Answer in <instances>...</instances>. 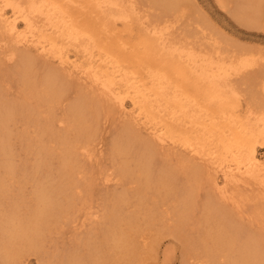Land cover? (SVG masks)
Masks as SVG:
<instances>
[{"label": "bare ground", "instance_id": "6f19581e", "mask_svg": "<svg viewBox=\"0 0 264 264\" xmlns=\"http://www.w3.org/2000/svg\"><path fill=\"white\" fill-rule=\"evenodd\" d=\"M238 1L242 20L248 22V26L264 31V0ZM137 2L0 0V48L2 54L4 51L10 56L5 55L8 57H5L6 61L14 63L19 60L22 63H18L22 69L20 78H29L28 74L33 72L30 77L36 74L35 79L38 74L32 67L35 59L25 52L29 50L37 52L43 62L51 63L49 66L52 68L54 65L58 68L52 70L46 66L47 72H42L46 74L42 83L40 80L44 75H40V79L38 77L40 88L45 86L44 89L39 88L43 93L40 95L50 107L55 108L64 100L73 79V76L70 77L72 74L77 81H81L80 89L74 94L75 102L65 108V119L62 117L60 120L62 123H57L61 124L59 126L63 130H71L72 138L67 139L68 131L63 136L56 133L55 141L49 138L54 141L51 148L46 141H39L34 145L36 155L33 162L36 158L30 167L25 166L24 162L15 164L10 148L14 143L10 141L8 130L2 126L6 124L3 120L9 119V112H4L9 108H3L4 105L0 104V168L6 174L0 175V264H27L28 258L25 256L38 253L52 233V226L68 219L67 212L73 205L70 196L75 191L73 188L77 187L73 174H82L79 173L81 169L76 167L75 158L80 157L76 155L88 154L86 148L92 145L86 147V141L92 143L95 139L92 135L96 134L94 131L99 116L108 117L114 112L118 115L115 120L119 119L123 134L117 133L120 137L112 140V158H118L113 174L115 172L114 176L117 175L119 180L131 176L127 181L135 184L130 188L131 195H137V202L148 197L150 207L141 214L140 210L128 213L130 216L125 215V219L133 217V220L121 219L119 225L113 221L122 217L115 212L118 204L114 207L109 203L105 217L112 220L103 234L102 242L86 240L83 251H70L54 264H144L146 254L155 253L166 234L180 239L188 248L195 246L201 249L208 257L213 254L212 248L221 253V258L222 253L230 254L233 260L229 264H264V158L258 153L264 149V63L254 68L260 64L259 60L256 63L251 57L254 54L250 56V53L239 50L231 54L224 52L227 51L224 49L221 51L218 43L216 45L217 39L206 44L211 46L209 49L204 42L199 43L196 39L205 33L204 30L201 33L200 28L199 31L194 28L197 34L201 33L199 35L187 28L195 40L188 39V30V34L184 30L181 36H172L174 32L170 34V31L173 27L164 21V17L157 15L151 20L150 14H141L142 7L137 6ZM149 4H159L157 7L166 12H171L177 6L176 0H152ZM253 57L256 58L255 55ZM263 58L261 55L259 59ZM34 79L28 80L33 84ZM43 81L46 85L42 86ZM235 85L245 87L239 92ZM28 88L33 89L31 93L37 91L38 94L33 92L35 96L39 95L40 91L33 86ZM27 93L30 91L27 90ZM18 101L22 103L23 100ZM43 102L39 103L49 107ZM29 107L30 112L32 107ZM38 111L36 114L39 115ZM45 111L48 112L47 109ZM49 116L47 118L52 119L45 121H55L52 125L56 124L54 117ZM44 118L45 115L43 121ZM35 120L32 122L35 123ZM65 120L66 123H63ZM38 121L41 126V121ZM44 122L40 131L48 133V127L43 128V125L50 124ZM177 154L179 157L174 158ZM173 158L176 159L175 163ZM158 160L159 165L156 164ZM19 168L30 169L33 177L40 173L35 179L33 192L30 195L25 192L27 197L23 194L25 200H22L25 198L23 196L12 194L14 184H1L5 177L13 179V183L17 181L15 190L20 194L19 190L25 186L14 176ZM87 172L91 174V171ZM181 173H190L191 178L178 191L175 184ZM104 174L106 178L103 179L101 175V180L108 182L112 179L110 174ZM203 176L208 192L213 195V199L208 196L206 201L213 203L214 209L206 215L207 220L204 218L200 224V227L205 225L200 230L201 234L192 239L191 235L184 233L187 222L182 217L185 206L190 202L187 198L197 191ZM118 178L116 181H119ZM119 184L121 186V180L109 186L104 183V188L115 189ZM21 185L24 187L21 188ZM146 189L148 193L149 190L155 191V194L141 193ZM116 190L113 194L116 193L117 200L125 201V195L121 196ZM110 196L112 200L114 196ZM117 200L114 202L118 203ZM250 202L255 206V213L247 216L249 225L244 228L238 222L244 229L243 237V230L239 231L237 221L235 225L233 220L230 222L224 217H227V209L239 214L242 207ZM157 204L165 205L160 210L159 220L154 213ZM170 206L171 220L162 225L166 220L160 219L166 216L164 210ZM206 207L209 209L213 205ZM148 214L152 216L149 223L144 219ZM150 216L148 218L151 219ZM96 217L98 215H94ZM237 230L241 234L239 237H243L241 240L234 236ZM247 231L252 235H247ZM212 242L215 246L209 248Z\"/></svg>", "mask_w": 264, "mask_h": 264}, {"label": "rangeland", "instance_id": "374dc122", "mask_svg": "<svg viewBox=\"0 0 264 264\" xmlns=\"http://www.w3.org/2000/svg\"><path fill=\"white\" fill-rule=\"evenodd\" d=\"M136 1H138L137 2L138 4L136 3L137 6L139 5V7H142L140 10L141 14H147V13H148V15L150 14L149 17L151 16V20H154L155 18H157V15L160 17H164L163 18L164 21L167 24H169L170 27H173V28H171L172 30L170 29L171 30L170 34L171 33L173 34V32H174V35H172V36H176V35L179 36L178 34H180V36H181L182 34H184L185 31L187 33V30H188V33L190 35L192 32L193 33L195 32V29L198 31L200 29H202V30H200L201 33L203 30H204L203 32H205V33L201 34L199 32L197 34L195 32L196 35H199V34L202 35V36L199 35V37L197 36L196 39L198 40L199 43L204 42L203 44L206 47H208L209 49L211 48V46L209 47L206 44H208V42H215L218 40V42H216V45L218 43L217 46H218V48H221V51L227 50V51H224L226 53L231 54L232 51L236 52L239 50V51L250 53V56L252 54H254L256 58L253 57L254 55L251 57L253 59H255L256 63L260 62V64H257L256 66H254V68H256L258 65H262L261 63H264V58L261 60L259 59V58H261V55H262V57L264 56V31L260 28L248 26V22L242 20L241 12H238L239 10H241L238 0H180V1L176 0L177 6L175 7L174 10L172 9L171 12H166V11L160 10V8L157 7L159 4H156V5L149 4V2L151 3L152 0H136ZM140 4H142V5L140 6ZM153 14H156V15H153ZM165 19H167V21ZM184 26H186V27H184ZM187 28H190L191 33L189 32V29H187ZM174 30H177L179 33H177ZM204 34H206V35H204ZM207 35H211V36L208 37ZM0 36L2 37L1 32H0ZM206 36L208 38H206ZM1 37H0V39H1ZM200 37H202V38H200ZM211 37L214 39L212 40ZM194 38H195L194 36L190 35L188 39L195 40ZM203 39L204 40L207 39V40L202 41ZM178 41H179V39H178ZM0 44H1V40H0ZM221 44H222V46H221ZM0 51H1L0 52V59H1L0 60V62H1L0 63V104L5 106V107L3 106V108L7 107L11 110V111H9V109L4 110V112L5 111L9 112L8 113L9 116L7 117V119L8 118L9 119H8V121L3 120V122H6V124L3 123L2 126H4L5 130H8L7 133L10 134V141L12 140L14 143V144L10 145V148L12 150V153H14L15 164L24 162L26 164L25 166L30 167V164L34 163L35 158H36V157L34 158V162H33V156L36 155V150H34V145H37L39 141H42L43 143L46 141V143L49 144V147L51 148V147H53L52 144H54L53 142L55 141V138L57 136L56 133L57 134L60 133L59 135L63 136L68 131L69 135L67 133V139H68V137L72 138L71 136L73 135V133L71 135V130H69L68 128H65L66 125L64 127L66 130H63L62 129L63 127L59 126L61 124L58 125L57 123H60L61 122L60 120L63 119L62 117H64L65 111H66L65 108H67L68 106L72 105L75 102L74 101V98H75L74 94L76 93V91L78 89H80L81 81H77L74 78V76H75L74 74H72L70 76V77L73 76L72 77L73 79L68 77L72 80H71V83L67 87L69 89V91H67L68 89L66 90L67 91L65 93L66 96L63 97L64 100L62 99L61 104L55 106V108L50 107L49 104L46 103L47 101L45 102L44 99L41 97L42 95H40V93L42 90H39V88L41 87L40 83H42V80L46 76V74L44 75L42 72H44L45 70L47 72V68H51L52 70H55V69L57 70L58 68L55 67L56 65L52 64V66L54 65V67L52 68L51 66H49V65H51V63L49 62L50 64H48V62H45V60H44V62H45L44 63L43 60L41 59V57L39 55H37V52L25 50L27 55H29L30 57H33L35 59L34 60L35 63H33L34 65L32 67L35 70V72L38 71L39 75L37 74V77L34 79L36 74L34 72L35 76L30 77L33 75V74H31L33 72L30 71L31 73L28 74L29 78H27V76H26V78L22 77L23 78L22 79V78H20L21 75L19 76L22 69L20 68L21 66H18L21 62H18L19 60H17L16 62L14 61V63L10 62L11 60L6 61L5 57L8 56L10 58V56L8 54H6V52H4V51H3V54H4L3 55L1 48H0ZM256 54H259V55H256ZM2 55L4 57H2ZM5 55H7V56H5ZM257 57H258V59H257ZM3 60L5 62H3ZM258 60H259V62H258ZM4 64H6V65H4ZM46 66H47V68H46ZM39 72L42 74H40ZM46 72H44V73H46ZM40 75L41 76L44 75V76H43V78H41L40 83H39L38 77L40 79ZM24 79L27 80V82ZM28 79H31L32 81L34 79L35 82L37 81L38 83L33 82V84H32V81L30 80L31 82H29ZM20 80L23 82L25 81L26 83H23ZM22 83H23V85H22ZM34 83L36 86L34 85ZM39 84H40V86H39ZM44 84L45 83L43 81L42 86ZM28 85H31V86H28ZM27 86L28 87L33 86V88H35V89H37L36 87L39 86L37 90L40 91L39 92L40 96L39 95L35 96V93H37V91H33L35 93L32 92L33 93L32 94L31 90H33V89L32 88L30 89ZM23 87H24V89H23ZM235 87H236L237 91L239 90V92H241L245 86L244 85H241V86L235 85ZM44 88H45V86H44ZM44 88L42 87L40 89H44ZM26 89L28 90V92L30 91L29 94L31 96L33 95L37 98L31 97L27 93ZM24 90H26V91H24ZM24 94H26L27 96L24 97ZM41 94H43V93H41ZM28 96H29V98H28ZM21 97H23L24 99H21ZM39 97L41 99L37 100ZM26 99H27V103L26 102L23 103V101H26ZM18 100H20V101L23 100V101H22V103H20ZM17 101L20 103V105ZM41 101L42 102L44 101L46 104H48V106L51 109H54V111H52L51 109L49 110V107H47V105H45L44 102H43L44 105H42V103H39ZM11 103L12 104L17 103L18 105L13 104V105H15V106H13ZM28 105L30 107H32L30 109V112H32L33 110L35 112L33 111L32 113H30L29 109H28V107H29ZM45 106L47 107L46 108L47 111L49 110L48 112L45 111L46 110ZM24 110H27V111H24ZM36 111L39 112L40 117H39L38 113L36 114ZM51 112H55V113L50 114ZM115 113L116 112H114V114ZM114 114L111 113L110 116L107 115L108 117H106V116L104 117L103 115L99 116L98 123L96 124V130L94 131V134L96 133L97 136L95 134L94 135L95 137H94L92 135L93 133L91 134L92 137L95 138L94 139L95 141L93 140L91 143V141L87 140L86 143H88V145H86V143H85L86 147H90L92 145L90 148H86L88 154H85V156H84V154L83 155H80V154L76 155V157L78 155L81 157V158L80 157L75 158V160L77 159V161H75V163H77L76 167L79 170L81 169L80 170L81 172L79 171V173H82V174L84 173V175H83L84 177L82 178V174H80L81 176H79V174L78 175L73 174V176H75L74 178L77 179V180H75L76 181L75 186H77V187L73 188L75 191H72V194L70 196V198H73V200H72L73 205L70 208L71 210L68 209L69 210L67 212V214H68L67 218L68 219H65L61 223H58L60 225L56 224V225L52 226V228H53L52 233L44 241L43 247L38 250V253L36 255L35 254H32V255L28 254L27 256H25L28 258V260L25 258L27 261V264H54L56 261H59V260H61V258H63L62 255H67L70 251H72V252L74 251L75 253H78L76 250H80V252L83 251V247L87 244L86 240L87 241L93 240V242H97V243L102 242L103 234H104L105 230L108 227H110V222L112 220V219L110 220L108 217H105V215L107 216V211H109V208H110L109 205L110 204L114 205V207L116 206V204H118V207L116 206V208L119 209V206L121 208L120 210L117 209V211H115V212H118V214H120L122 217H118L117 219H113L114 223H119V225H121V219L127 220L129 218L130 219L132 218L131 220H133V217H129V218L125 219V217H126L125 215H127L128 213L131 212L133 214V212L140 210V214H141L142 213L141 211L150 207V200L148 199V197L142 199L140 202H137L136 201L137 195L134 197L131 195V189L130 188L132 187V185H135L134 183L132 184L130 182H127V181H129L128 180L129 178H132L131 176H128L127 178L121 177L120 178L121 186L119 184L115 189H112V187H111V189L107 188V187L104 188L106 185V184L104 185V183H107V185L109 186L110 184L114 185L115 182L120 181L119 178L117 177V175H116V177L118 178L119 181H116L117 178L114 176L115 172L113 174V170L115 169V163L118 164V161H117L118 158H115V159L112 158L114 156V154H113V147H111V146H112V140L115 139L114 137H116V136H118V138L120 137L119 134H117V133H120V134H123V133H122V130L120 128L121 124L118 123L119 119H118V121H116L118 118V115H117V113L115 115ZM44 115L46 117V118H44V121L46 119H48V120L52 119V118H50V119L47 118V116L50 115L49 117H52V116L54 117V119L56 120V124L54 123V125H52L53 122H55V121H53L54 119L52 120L53 122L51 121L52 123H50V121L46 122L48 120H46L44 122L43 121ZM37 117H39V118L37 119ZM10 118H11V120H10ZM35 118H36V120L34 123L32 121H34ZM59 118H61V119H59ZM67 118H68V116H67ZM67 118H66V120L69 121ZM30 119H31V121H30ZM64 119H65V117H64ZM38 120L41 121V126H40V122ZM66 120L63 123H66ZM43 122H44V124L45 123L50 124L48 126L43 125L44 126L43 128L48 127L46 129V131H48V133L40 131L42 129L40 127H42ZM36 123L38 125H36ZM50 126L51 127L53 126V128H49ZM37 129L40 132H38ZM53 133H54V135H53ZM115 133L117 135H115ZM1 138H2V136H0V140H1ZM49 138H51V139L54 138L53 139L54 141L53 140L51 141V139L49 140ZM70 138H69V140H70ZM90 139H91V136H90ZM97 140H98V142H97ZM99 141L102 143H100ZM95 142H97L98 144ZM89 143H90V145H89ZM82 146H84V144H82ZM93 146H94V149H93ZM96 146H97V148H96ZM258 153L259 154L261 153L260 156L261 157L263 156L262 158H264V155H263L264 149L263 148L260 149ZM91 155H92V157H91ZM174 156H173L174 158L179 157L178 154H177V156L176 155H174ZM88 157L90 159H88ZM85 159H88V160L86 161ZM54 161H56V160L54 159ZM82 161L84 162V165H83ZM173 161L175 163L176 159H174ZM159 162L160 161L158 160L156 164L159 165ZM75 163H74V165H75ZM94 163L96 166L94 165ZM88 164H90V165H88ZM81 165H82V167H81ZM171 165H175V164L171 163ZM77 169L75 172L78 173ZM83 169L85 172L82 171ZM87 171H91V174H90V172L88 173ZM109 171H111L112 173H110ZM72 172H74V171H72ZM104 172H106L107 174H110L109 177H111L112 179L113 178H115V179H113V180L111 179L108 182H105V180L103 181V179L106 178L105 177L106 175L104 174ZM85 173L87 175H85ZM15 174L16 175H14V176L16 177V179L19 180L20 183L25 186L24 187L21 185L22 186L21 188L24 187V189L19 190L20 194H18V190H17V192L15 190V186L17 184V181L15 183H13V179H10L9 177H5L4 181L1 183L2 186L10 185V183H12L15 185V186L12 185V187H11L13 190L12 194L16 193L17 195H20L22 197L23 194L25 195V192H26V195H30L33 192L34 184L36 183L35 179L40 176V173H38V175L33 177L34 175H32L30 169L19 168L15 172ZM111 174H112V176H111ZM0 175L6 176V174H4L2 172V168H0ZM101 175H103L102 180H101ZM204 176H205V174H204ZM204 176L202 177L201 183H199L197 191L193 195H191L190 197L187 198L190 202H188L189 203V204H187L188 206H185L184 217H182V219L187 222V227L185 229L186 231L184 233L187 234V236L191 235L190 237L192 239H196L195 237L197 236V234H198V236L201 234L200 230H203L205 225L200 227V224L203 223L202 222L203 220H205V219L207 220L206 215L208 216V213L210 212V210L214 209V204L210 203L209 201H206L208 196H210L213 199V195L211 193H209L207 190V182H205ZM98 177H100L99 178L100 180L98 179ZM188 178H191L190 173H188V175L181 173L180 178H179L180 181L178 179L177 180L178 182H176V184H175L176 187L178 188V191L184 187V184L186 185V181ZM32 179H34V180H32ZM114 180H115V182H114ZM123 180H124V182H123ZM125 180H126V182H125ZM130 180H132V179H130ZM94 181H95V183H94ZM179 182H181V184L183 186H181V184ZM187 183H188V181H187ZM126 189H128V190H126ZM105 190H107V191H105ZM114 190H116L117 193L121 194V196L125 195V197L123 199H126L128 201L119 200L120 201L119 202L116 198V195H115L116 193L113 194V192H115ZM146 190L142 191L141 193H146L147 195H153L152 193L155 194V191L152 192L153 190L150 192L151 189L149 190L150 194L148 193V189H146ZM79 191L81 192V194ZM103 191H105L104 193H105L106 197H105ZM74 194H76V195H74ZM96 194H99V196ZM107 194L109 195L108 197H107ZM95 195L97 196V198ZM110 195H113V196L115 195L111 199L117 200L118 203L114 202V200L113 201L110 200V197H111ZM20 196H18V199L20 198ZM25 196H23V197H25ZM26 197L22 200H25ZM191 200H192V202H191ZM215 200L216 199L214 198V201ZM206 205L207 206L213 205V207L207 209ZM154 207L155 208L157 207V209H154V213H155L157 219L159 220L160 210L163 207H165V205L163 206V205L157 204ZM154 207H152V208H154ZM164 211H166V216H164V218L160 219V220H166V221H164L162 223V225H166L165 223H167V222L169 223L170 222L169 220H171L170 219V214L172 211L171 206H170V208L169 207L166 208ZM254 213H255V206L250 202L247 205H244L242 207V212H239V214L233 210L227 209V214H226L227 217H224V218L228 219V221L231 220L230 222L234 221L233 222L234 224H235V220H236L237 223L240 222L242 227L244 225V228H245V225H249L246 221V220H249L247 218V216H251ZM94 215H98V217L94 218ZM128 216H130V214L127 215V217ZM138 216H139V214H138ZM149 216H150L149 214H148V216H146L147 218H145V216H144V219L146 220L147 223H149V220H152V216H150L151 219L148 218ZM139 217H137V218H139ZM171 217L173 219V215H171ZM140 220H141V218H140ZM263 220H264V218H263ZM240 224L238 225L237 228L239 229V231L243 230L241 232V234H243V237H244L245 232H244L243 228L241 229ZM158 225H160V223ZM228 225L230 226V224H228ZM231 226L233 227V224ZM227 229H230V228H227ZM233 229H234V227H233ZM239 231L237 230V233L234 234V236L237 235L238 238H236V239H238V240L241 238V237H239V236H241ZM229 233H231V232H229ZM249 233H251V232L249 231ZM249 233H248V231L246 232L247 235ZM251 235H252V233H251ZM172 236L173 235H171V234L164 235V237L160 240V244H159L158 248L156 249V252L155 253L150 252V253L146 254V256L144 258V264H197V263L198 264H221L223 261L225 262L224 264H229L233 260V257L229 256L230 254H227V253L226 254L222 253L223 258H221L220 257L221 253L217 252V250L215 248H212L213 254L211 256H209V257L205 256V254L202 252L201 249H199L195 246H191L190 248H188L187 246H184L183 243H181L180 239L173 238L174 236L173 237ZM227 238H230V236L229 237L227 236ZM90 241H89V243H90ZM191 245H193V244H191ZM213 245L215 246V244L213 242L210 243L209 248ZM214 255H215V257H214ZM225 255H226V258L224 257Z\"/></svg>", "mask_w": 264, "mask_h": 264}]
</instances>
